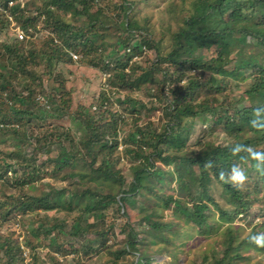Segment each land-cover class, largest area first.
Here are the masks:
<instances>
[{
    "label": "trees",
    "instance_id": "obj_1",
    "mask_svg": "<svg viewBox=\"0 0 264 264\" xmlns=\"http://www.w3.org/2000/svg\"><path fill=\"white\" fill-rule=\"evenodd\" d=\"M34 1L40 2V5L33 4L29 13L28 6H20V0H0V32L6 28L3 12L6 9L27 35L29 30L36 29L40 18V24L49 32L47 42L40 47L36 46L35 40L29 41V38L23 41L12 38V44L1 43L0 40V130L10 132L17 140L30 142L31 138L36 137L28 133V128L44 121L49 114L55 116L57 113L56 117H62L69 110L72 89L66 90L63 75L59 73L60 79H55L54 84L44 90L41 76L37 73V67L42 62H46L47 66L54 60L72 63L66 51H73L80 56L79 62L86 63L92 72L104 71L107 78L103 87L94 90L91 97L85 96L89 98L87 102L82 101L76 110L73 109L74 121L79 122L85 131L80 140L74 139L67 130L60 127L51 132L50 135L60 141L63 152L59 158L49 159L37 166L36 161L30 157L25 159L28 163L23 165L17 161L16 153H8L6 161L0 164V179L4 178L8 182L9 178H13L14 187L19 188L15 190L19 191L17 194H8L0 201V223L8 220L14 212L39 210L42 213L37 219L38 224L26 230L27 244L37 235L49 237L56 233L55 244H49L52 252L45 253L43 257H39L38 252H32L34 246H26L31 250L29 264H44V260L49 264H58L56 254H67L69 243L70 251L75 254L92 250L95 245L93 242L101 241L102 244V240L109 236L115 225V222H109L103 208L112 204L118 217L128 218L126 208L133 209L129 197H134L144 186L148 192L145 191L143 197L149 200V204L141 214H137L148 226L139 231L131 229L115 248L104 244L102 247L106 252V264H173L175 261L180 264L177 261L181 252L189 256L184 264H198L194 260L196 256L202 257V264H242L236 261L239 257L237 251L231 253L232 247L247 251L235 247L239 235L233 228L223 229L215 225L213 218L209 220L208 217L209 222L182 220L181 228L168 233L169 225L165 223L163 211L169 205L180 208L181 202L169 199L165 191L152 189L146 182L143 183L150 175L159 174L155 167L156 161H184L188 167H197L198 182L204 192L209 186L217 188L220 184L222 187L230 208L220 209V221L228 222L238 215L251 214L250 197L264 186V157H253V153H264V149H256L251 135L239 139L237 146L216 145L184 159H178V156L165 158L162 150L182 152L198 116H211V124L224 120L225 131L239 135L237 116L240 112L237 111V105L240 102L226 94L231 87L227 74L241 82L252 78L246 94L255 105L246 111L257 112L264 123V0H194L193 8L182 19V26L172 35L171 50L164 56L157 55L149 69L140 66L142 63L138 65L132 61L138 53H144L146 47H152L148 36L145 38L140 35L142 40H136L130 47L126 42V49L123 45H114L109 50L99 42L106 35V29L115 34L133 29L129 18L134 4L131 0ZM10 2L12 5L8 6ZM75 15L84 16L85 24H75ZM143 32L148 33L147 29ZM244 52L247 56H244ZM158 64L163 65V77L156 96H162L167 102L165 112L170 116L162 134L133 126L141 119L146 106L133 96L141 88L142 75L135 76L127 70L133 65L138 71L152 72L161 70ZM192 72H198V76ZM204 79L207 80L205 86L201 84ZM168 87L170 90L166 94ZM201 89H207L208 95L197 103L196 96ZM57 93L59 99L56 98ZM39 96L49 103V113L45 104L39 105ZM112 98L118 100L122 110L115 109ZM52 109H55L54 112ZM127 117L131 118L130 123ZM126 124L131 126L126 129ZM44 137L49 138L47 135ZM63 139L66 147L62 143ZM200 142L201 138L197 140L198 145H201ZM119 146H122L120 150ZM123 157L137 160L128 167L130 181L117 168ZM237 164H243V172L247 176L239 188L228 181L232 180L233 170L238 169ZM82 167L85 169H80ZM63 171H67L71 177H77L78 184L70 192L73 202L64 201V196L53 186H50L48 192L37 190L31 194L34 187L30 185V179L36 178L39 172L47 176ZM87 184L94 188H105L104 195L90 188L81 193L76 192L77 187ZM87 195L103 197L96 203L100 207L95 208L91 204L81 206ZM205 205H201L205 208L202 211H208L210 216L211 208ZM258 210L264 211V202ZM51 211L72 216L73 224L67 232L62 229V221L51 217ZM156 211L159 217L152 220L150 216ZM123 226L131 228L128 222H124ZM16 231L13 229L0 236V264H24L23 245L19 244L17 236L15 238ZM89 234L95 236L91 241L86 237ZM195 237L206 242L203 244L204 250L190 248L189 242ZM216 241H227L228 247L222 257L211 259L210 243ZM139 246H150L152 254H142ZM243 246L257 251L264 249L262 244L249 241H245ZM162 256H168L170 261L157 262V258Z\"/></svg>",
    "mask_w": 264,
    "mask_h": 264
},
{
    "label": "rangeland",
    "instance_id": "obj_2",
    "mask_svg": "<svg viewBox=\"0 0 264 264\" xmlns=\"http://www.w3.org/2000/svg\"><path fill=\"white\" fill-rule=\"evenodd\" d=\"M131 2H134V4L132 5V10L129 9V18L131 19L130 22L133 29L130 32L121 31L116 34L112 33L110 29H106V31L103 30L106 35H103V40H100L99 42L104 46H107V49L109 50L114 48V45L115 47L123 45L126 49V42L128 43V47H130L136 40H142L140 35L145 36V38L148 36L150 42L152 43V47H146L145 52L142 54L138 53V55L133 57L132 61L137 62L138 65L142 63L140 66L145 69H149L153 65L152 61L155 60L157 55L158 57L164 56V54L171 50L172 35L182 26V19L188 11L193 8L194 0H131ZM33 4L40 5V2L34 0H20V6H28L27 12L29 13L31 12L29 9H33L34 7ZM11 5V2L8 3V6ZM3 12L6 18V28L0 32V40L1 43L12 44L14 42L12 38L13 35H15V26L19 27V25L8 9ZM74 17L75 24H85L86 21L84 16L75 15ZM40 20H42V18H40ZM40 20L36 25V29H31L27 35L29 37V41H36L37 47L45 44L49 36V32L43 28V25L40 24ZM39 29H41V31ZM144 29H147V34L143 32ZM153 44L155 47H153ZM47 51L48 50H45V52ZM66 53L71 58L70 54L73 53V51L71 52L67 50ZM235 54L236 53L232 54L231 58ZM244 56H247L246 52H244ZM204 57L207 56L204 55ZM66 59L68 60L69 58ZM78 60L73 61L72 63L64 60L63 63H59L58 60H54L51 63L53 67L51 64L47 66L46 62H42L38 65L37 73L41 76L44 86H42V88L44 90H48L50 88L49 86L54 84L53 81L55 79H60L59 73L63 75L62 81L66 90L71 91L72 89V94L69 96V100H71L70 108L62 117H56V115H58L57 113H55V116H52L50 114L47 115L45 112L47 116L44 121L35 123L34 126L28 128V133L33 134L32 137H36V139L31 138L30 142H22L15 139L10 132L4 133L0 130V164L6 161V155L8 153H16L18 155L17 161L23 165L28 163L25 159L30 157L36 161L35 164L37 166H41L42 162H47L49 159H54L55 157L59 158V155L63 152L61 146L59 145L60 141L50 135L57 127L67 130L76 140H80L82 138L85 131L79 122L74 121L72 114L75 112L73 109L76 110L79 104L81 105L82 101L87 102L89 100L87 97H91L94 90H99L100 87H103V83L104 81L106 82L107 75L104 71L92 72L91 69H88L90 67L86 63L79 62ZM158 68L161 70L156 69L152 72L147 70L141 72V70L138 71L132 65L127 69L128 71H132L135 76L142 75L143 83L141 88L137 90L133 96L143 101L146 106L143 110L141 119L137 120L133 126L137 125L143 130L154 134H162L166 125L170 121V116H168L165 112L167 102L163 100L162 96H156V90L162 82L163 65L158 64ZM191 74L196 77L198 76V72H192ZM246 74H248V72ZM227 75L229 76L231 87L226 94L229 98L240 102L237 105V111L240 112L237 116V122L240 128L239 135L235 132L233 134L225 131L224 120L215 121L211 124V116L207 118L198 116L197 120H195V128L190 135L186 148L182 152L162 150V156H165V158L178 156V159H184L188 156L203 153L206 148H213L216 145L237 146L239 139L247 137L248 135H251V139H254L253 143L255 144L257 150L261 151L264 149V123L261 121L263 118H259V114L257 112L246 111L255 105L250 101L248 95L246 94V90L249 89V84L252 78L241 82L238 79L231 77L229 74ZM148 78L150 80L147 81ZM204 80L205 81H202L201 84L205 86V82L207 80ZM168 90H170V87L166 88V94H168ZM207 92V89H204L203 91L201 89L196 96V102L199 103L202 99L206 98L208 95ZM56 95V98L59 99L60 95L58 93ZM41 96L37 97L40 100L39 105L42 106L45 104L46 110L48 111L50 105L44 101L42 99L43 96ZM156 98H159L160 100H157ZM112 103L116 110H118V108L122 110V105L118 102V100L112 98ZM54 108L56 109V106H54ZM34 109L37 108L35 107ZM55 109H52L53 112ZM49 112L50 110L48 113ZM130 119L131 118L127 117L126 120H129L128 123L131 122ZM130 126L131 124H126L125 128L127 129ZM45 135L49 138H45ZM200 138L201 145H198L197 140ZM35 140H38V142H35ZM208 142L210 144H208ZM62 143L65 147L67 146L64 139ZM121 148L122 146H119L118 150ZM99 162L100 161L97 160V164H99ZM135 162H137V160L133 161L130 160L129 157H123L120 164L117 166V168L123 172L122 174L126 177L127 181L131 180V174L128 167L131 163ZM155 163L156 171H159V174L150 175L143 184L146 182L152 189L162 190L161 192L165 191L167 194L166 197H169V199H177L181 202L179 205L181 206L180 208H173V206L169 205L166 210L163 211L165 213V223L169 225V230H167L168 233L181 228L182 222L186 219L189 221L192 220L193 222L195 219L199 221L203 220L202 222H209V220L213 218V223H215V225L221 226L223 229L226 227L233 228L239 235V238L235 243V247L245 249L247 251H239L238 249L232 247L231 253L237 251L239 256L236 261L242 262V264H264V249L257 251L250 248L246 249L243 246L245 241L251 242V236L264 234V211L258 210L261 203L264 202V186L260 188V192L255 193V195L250 197L251 208L249 213L251 214L249 216H246L245 214L238 215L233 217L231 221H220V209L224 210L230 208L220 184L217 185V188L209 186L208 190L204 192L198 182V172L196 166L188 167L186 162H179V160L175 162L156 161ZM237 166L239 170L243 171L245 169L243 164H237ZM80 169L84 170L85 168L82 167ZM20 173L21 171L19 167L18 175H20ZM10 174L11 173L8 175ZM66 174H68V172L63 171L60 174L55 175L50 173L45 176L39 172L36 178L30 179V185L34 187L31 194H34L37 190L48 192L50 186H53L57 192H60V194L64 196V201H67L68 203L73 202L74 199L72 200L73 197L70 192L72 188L78 184L77 177H71L69 174ZM12 179L13 178H9L8 182L4 180V178L0 179V201L5 199L8 194H17L19 192L15 191L19 188L14 187L15 182H13ZM88 188L98 194L104 195L105 188L104 190L102 188H94L88 184L77 187L76 192L81 193L83 190ZM145 191L148 192L147 188L144 186L134 197H129V202H133V209L126 208V211H128V218L118 217L114 213L115 209H113L114 206H112V204L109 205V207L103 208V212L106 217H108L109 222H115L114 229L110 232L109 236L102 240V244L101 241L96 243L93 242V244H95L94 248L87 253L75 254L69 249L70 243L67 244V254L61 256L56 254L58 264H106V252L102 247L104 244L115 248L123 241V239L126 238L131 229L139 231L147 228L148 225L146 222L142 221L140 216H138V214H141L149 204V200L143 197L144 194H146ZM101 198L103 197H93L92 195H87L81 206H88L91 204L96 206L95 208L100 207L96 203L99 202V199ZM203 203H206L207 205L205 206L211 208L210 216H208V211H202L205 209L201 206ZM182 209L184 210L182 211ZM41 213L42 211L39 210L26 213H21V211L14 212L8 220L0 223V236L5 235L7 231H11L13 229L17 230L15 238L17 236V241L20 245H23L22 256L24 257V264H29L31 261L29 254L31 250L29 251L26 246H28V248H30V245L34 246L32 252H38L40 253L39 257H43L42 255L51 251L49 244H55L54 236L56 233L50 235L49 237H46L43 234L37 235L32 238L29 245L25 241V236L28 235L26 230L32 229V227H35L38 224L37 219ZM49 214L51 217H56L58 220L62 221V229L64 232H67L73 224L72 216H68L67 213L58 214V212L51 211ZM157 217H159L158 211L153 212L150 216L152 220ZM208 217H210L209 220H207ZM124 222H128L131 225V228H124ZM86 237H88V241H91V239L95 236L89 234L86 235ZM74 242L76 243L77 241ZM204 243H206L204 240L195 237L191 242H189V246L190 248L198 247L201 250H204ZM210 244L212 247L210 250L212 251L211 259L222 257L228 247L227 241H216ZM262 247H264V244H262ZM139 248H141L140 252L142 254H152L150 246H145L144 248L139 246ZM195 251L196 250H194V252ZM0 255L2 256V253H0ZM188 258L189 256L186 252H181L178 254L177 262L184 264ZM194 260L198 264H202L201 256H196ZM166 261H170L168 256L157 258V262L159 263ZM155 263L156 262H152L151 264ZM44 264L49 263L47 260H44ZM173 264H177L176 261L173 262Z\"/></svg>",
    "mask_w": 264,
    "mask_h": 264
},
{
    "label": "clouds",
    "instance_id": "obj_3",
    "mask_svg": "<svg viewBox=\"0 0 264 264\" xmlns=\"http://www.w3.org/2000/svg\"><path fill=\"white\" fill-rule=\"evenodd\" d=\"M9 22H10V20H9ZM17 27L18 26H15V30ZM18 28H20L22 31H24L20 26ZM29 31H31V30H29ZM26 36H27V34H26ZM28 38L29 37L27 36V38H24V39H28ZM13 39H15L17 41H23L24 40V39L23 40L19 39L16 35V32H15V35H13ZM253 157L256 159L262 158V157H264V153H253ZM233 171H234V175L232 177L233 186L239 188L244 184L245 180L247 179V176L242 170L234 169ZM250 240H251V242H254L258 245L264 244V234L251 236Z\"/></svg>",
    "mask_w": 264,
    "mask_h": 264
},
{
    "label": "built area",
    "instance_id": "obj_4",
    "mask_svg": "<svg viewBox=\"0 0 264 264\" xmlns=\"http://www.w3.org/2000/svg\"><path fill=\"white\" fill-rule=\"evenodd\" d=\"M15 32H16V35H17V37H18L19 39L23 40L24 38H27L25 32L22 31L20 28L17 27L16 30H15ZM70 56H71V59H72L73 61H77V60L79 59V57H80V56L77 55L76 53H71Z\"/></svg>",
    "mask_w": 264,
    "mask_h": 264
}]
</instances>
